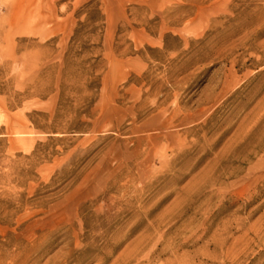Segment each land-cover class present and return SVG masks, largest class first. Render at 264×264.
<instances>
[{
	"label": "rangeland",
	"instance_id": "obj_1",
	"mask_svg": "<svg viewBox=\"0 0 264 264\" xmlns=\"http://www.w3.org/2000/svg\"><path fill=\"white\" fill-rule=\"evenodd\" d=\"M0 264H264V0H0Z\"/></svg>",
	"mask_w": 264,
	"mask_h": 264
}]
</instances>
